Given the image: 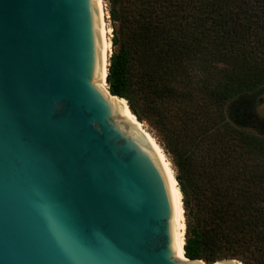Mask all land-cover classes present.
<instances>
[{
	"label": "water",
	"instance_id": "obj_1",
	"mask_svg": "<svg viewBox=\"0 0 264 264\" xmlns=\"http://www.w3.org/2000/svg\"><path fill=\"white\" fill-rule=\"evenodd\" d=\"M101 68V0H0V264H245L182 256L167 170Z\"/></svg>",
	"mask_w": 264,
	"mask_h": 264
},
{
	"label": "trees",
	"instance_id": "obj_2",
	"mask_svg": "<svg viewBox=\"0 0 264 264\" xmlns=\"http://www.w3.org/2000/svg\"><path fill=\"white\" fill-rule=\"evenodd\" d=\"M108 5V89L174 167L184 255L264 264V0Z\"/></svg>",
	"mask_w": 264,
	"mask_h": 264
},
{
	"label": "bare ground",
	"instance_id": "obj_3",
	"mask_svg": "<svg viewBox=\"0 0 264 264\" xmlns=\"http://www.w3.org/2000/svg\"><path fill=\"white\" fill-rule=\"evenodd\" d=\"M110 28L106 26L105 20H104V11L101 1V52H102V68H101V83L102 85L108 90L107 84L105 81V76L107 74V60H108V54L109 50L111 48V42L108 37V32ZM112 95V94H111ZM115 100L121 105L123 108L125 116L129 120H133L138 124L145 132V139L147 140V143L150 147H152L154 150H156L167 170V173L169 175L171 188L176 204L177 209V215L179 220V226H180V248L182 252V256L184 257V249H183V243H184V231H185V220H184V207H183V201H182V192L179 188L178 180L175 177L174 170L172 168L171 162L169 158L166 156L165 151L163 150L162 146L158 143V141L155 139L154 135H152L142 124V122H137L131 113V110L127 104V101L125 98H121L117 95H112Z\"/></svg>",
	"mask_w": 264,
	"mask_h": 264
},
{
	"label": "rangeland",
	"instance_id": "obj_4",
	"mask_svg": "<svg viewBox=\"0 0 264 264\" xmlns=\"http://www.w3.org/2000/svg\"><path fill=\"white\" fill-rule=\"evenodd\" d=\"M102 1V6H103V11H104V20H105V23H106V26L108 28H110L109 32H108V37L110 39V42H111V36H112V24H111V20H110V16H109V11H108V8H109V5H108V0H101ZM112 42H111V48L109 50V54H108V58L112 52ZM107 63H108V60H107ZM108 88V87H107ZM258 111L261 113V114H264V92H262L260 94V101H259V105H258ZM143 125H145L144 127L152 134L154 135L153 131L151 130V128L143 121H141ZM155 137V135H154ZM156 139V137H155ZM157 140V139H156ZM159 143V142H158ZM166 156L168 157V154L165 152ZM169 158V157H168ZM170 160V159H169ZM171 162V161H170ZM172 165V163H171ZM172 168L174 170V167L172 165ZM174 173H175V170H174ZM184 220H185V214H184Z\"/></svg>",
	"mask_w": 264,
	"mask_h": 264
}]
</instances>
